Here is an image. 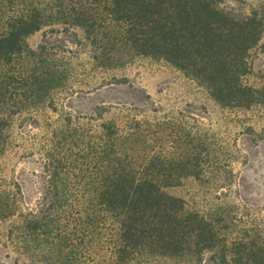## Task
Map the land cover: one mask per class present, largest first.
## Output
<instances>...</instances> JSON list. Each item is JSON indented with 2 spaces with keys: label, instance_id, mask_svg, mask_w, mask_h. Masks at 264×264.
<instances>
[{
  "label": "trees",
  "instance_id": "16d2710c",
  "mask_svg": "<svg viewBox=\"0 0 264 264\" xmlns=\"http://www.w3.org/2000/svg\"><path fill=\"white\" fill-rule=\"evenodd\" d=\"M44 28L80 29L94 69L162 60L221 107H241L251 100L241 77L264 36V0L240 18L215 0H0V162L37 156L41 169L31 208L16 183L0 184L3 257L264 264V216L218 198L234 177L229 153L222 164V140L197 123L159 118L155 107L151 118L125 109L105 118L112 107L103 106L72 116L58 101L74 81L68 51L26 43ZM187 178L204 183L213 201L190 206L166 192Z\"/></svg>",
  "mask_w": 264,
  "mask_h": 264
},
{
  "label": "rangeland",
  "instance_id": "374dc122",
  "mask_svg": "<svg viewBox=\"0 0 264 264\" xmlns=\"http://www.w3.org/2000/svg\"><path fill=\"white\" fill-rule=\"evenodd\" d=\"M218 7L234 17H243L258 5L260 0H215ZM35 49L40 44L64 49L75 71L71 91L58 100L64 110L74 117H87L98 107H112L105 118L116 116L118 109L141 113L151 118L150 109L157 116L182 119L186 127L197 125L209 129L222 140V164L231 156L234 173L229 190L220 189L218 198L246 206L253 214L264 216V36L247 54V72L242 84L251 89V100L241 107H221L206 90L194 80L162 60L135 58L122 67L94 69L90 63V48L83 32L74 28L69 32H50L44 28L26 39ZM143 111H145L143 113ZM42 122V118L39 119ZM33 133L42 131L31 129ZM227 149V150H226ZM40 160L37 156L9 155L0 162V184L16 183L25 206L31 208L41 192ZM223 179L218 183L223 184ZM210 181V184H218ZM204 183L192 178L166 192L184 200L187 205H200L213 201L203 189ZM211 187V186H210ZM213 194V192L211 193ZM6 227L0 223V232ZM0 264H12L0 250ZM146 264H212L207 256L195 260H154Z\"/></svg>",
  "mask_w": 264,
  "mask_h": 264
}]
</instances>
